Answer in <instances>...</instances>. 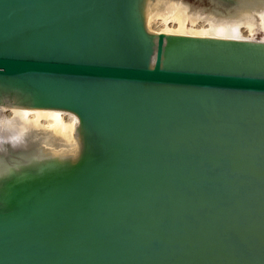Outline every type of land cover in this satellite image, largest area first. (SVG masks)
<instances>
[{
  "label": "water",
  "instance_id": "1",
  "mask_svg": "<svg viewBox=\"0 0 264 264\" xmlns=\"http://www.w3.org/2000/svg\"><path fill=\"white\" fill-rule=\"evenodd\" d=\"M143 4L0 0V104L82 145L0 157V264H264V42L151 34Z\"/></svg>",
  "mask_w": 264,
  "mask_h": 264
},
{
  "label": "bare ground",
  "instance_id": "2",
  "mask_svg": "<svg viewBox=\"0 0 264 264\" xmlns=\"http://www.w3.org/2000/svg\"><path fill=\"white\" fill-rule=\"evenodd\" d=\"M143 12L146 30L155 35L264 42V5L260 3L251 9H240L233 16H216L192 9L182 0H144ZM258 30L262 36L256 39ZM78 122L74 114L62 110L0 104V157H12L5 142L18 143L19 138H24L21 133L40 135L42 143L37 145H41L44 154L75 157L82 149Z\"/></svg>",
  "mask_w": 264,
  "mask_h": 264
},
{
  "label": "rangeland",
  "instance_id": "3",
  "mask_svg": "<svg viewBox=\"0 0 264 264\" xmlns=\"http://www.w3.org/2000/svg\"><path fill=\"white\" fill-rule=\"evenodd\" d=\"M183 2L189 4L192 9H199L205 13H211L216 16H233L240 9H251L252 6L243 5L239 10L237 9H226L221 7L219 4L215 3L213 0H182ZM197 2V3H196ZM203 5V6H202ZM210 6V7H209ZM255 6V5H254ZM256 39L262 36V32L258 30L255 33ZM19 135L24 136L23 139L18 140V143L12 142L11 140H6L5 149L11 152V156L21 159V160H31V159H40L48 157L47 153L44 154V151L41 149V145H37L43 138L40 135L30 133H21ZM34 140V141H33ZM33 141V142H32ZM24 146V147H23ZM32 146V147H31ZM35 146V147H34ZM37 147V148H36ZM38 150V151H37Z\"/></svg>",
  "mask_w": 264,
  "mask_h": 264
}]
</instances>
